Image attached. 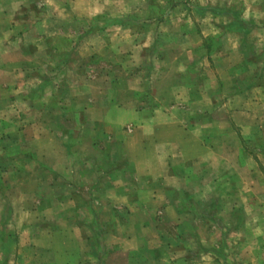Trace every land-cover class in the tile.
Here are the masks:
<instances>
[{
    "label": "rangeland",
    "instance_id": "rangeland-1",
    "mask_svg": "<svg viewBox=\"0 0 264 264\" xmlns=\"http://www.w3.org/2000/svg\"><path fill=\"white\" fill-rule=\"evenodd\" d=\"M53 1L66 7L89 3L93 12L86 25L70 26L80 34L87 26L85 37L56 42L68 49V56L50 55L49 65L37 67L43 62L32 55L37 35L59 33L67 20L68 13ZM121 20L128 24L121 26ZM6 46L12 50L3 51ZM263 52L264 0H0V264H264V128L251 139L230 136L233 130L242 131L231 129L234 109L226 105L232 95H240L253 101L252 108H260ZM25 63L27 74L20 72ZM52 80L70 88L59 92V105L49 102ZM119 92L128 114L134 107L148 108L133 104L142 94L168 102L160 106L167 113L186 109L215 120L210 132L218 136L209 143L215 142L221 162L214 176L210 172L220 178L221 189L217 193L211 188L206 210L192 206V212H220V219L213 220L224 230L213 232L203 245L179 234L177 217L170 211L150 217L118 206L112 212H70L75 205H96L70 178L91 175L94 161L84 155L94 139L107 145L106 151L116 146L111 144L113 133L136 128L131 118L118 127L109 120L114 112L108 107L115 102L111 98ZM86 94L95 104L87 105ZM215 96L217 103L211 104ZM246 107L242 103L235 109ZM103 109H108V120L101 117ZM53 129L55 136L45 132ZM99 131L105 134L98 136ZM41 148L60 150V179L42 168ZM40 177H47V184L42 186ZM166 216L173 222L166 223ZM151 218L157 229L151 249L130 253L135 246L127 243L131 235L125 225L132 220V225L151 224ZM90 221L81 245L68 237L73 227L83 231ZM228 225L241 228L232 234ZM48 229L60 233L54 248L49 234H41ZM161 233L164 241L158 238ZM77 248L81 250L75 255Z\"/></svg>",
    "mask_w": 264,
    "mask_h": 264
},
{
    "label": "crops",
    "instance_id": "crops-1",
    "mask_svg": "<svg viewBox=\"0 0 264 264\" xmlns=\"http://www.w3.org/2000/svg\"><path fill=\"white\" fill-rule=\"evenodd\" d=\"M51 4H57L60 10L63 9V11L68 13L64 17L67 19L65 22L67 26L62 23L59 26L62 31H59V33L53 31L52 34L42 35L41 38L37 35V50L32 52V55H37L43 61L39 62L37 67L38 65H43V67L49 65L47 58L50 55L68 56L64 54V51H68V49L59 48L56 42H71L78 40L81 36L85 37L83 34L88 31L87 26L81 34L77 32L78 30L75 26L72 28L70 26L73 22L76 24L87 23L86 18L90 17L93 12L92 6H89L90 4H86L85 2H82V4L73 3V5L71 4L67 7L63 3H61V7L55 1L51 2ZM44 5L46 6V3ZM67 8L75 10L74 14ZM59 14H61V11ZM74 17L77 19L74 20ZM56 19L58 20L57 17ZM125 23L128 24L127 21L121 20V26ZM79 48L81 49L82 47ZM6 50L10 51L12 49L6 46V49L3 51ZM16 50L21 53L19 49ZM262 54L264 55V52ZM21 55L25 56L24 54ZM51 63L52 65L58 64V62ZM24 65L27 66L26 63L23 64L20 72L27 74L29 73L28 66L24 68ZM64 71L66 70L61 69V72ZM50 83L49 88H51L54 96L50 97L49 102L53 105H59L61 104V98L58 96L59 92H70V88L65 87L66 85L59 86L54 80ZM38 87L41 88V84ZM262 89L264 90V88ZM141 95L134 97L133 101L136 100V103H133L134 106L137 103H143L148 108L137 109L134 107L131 114H128L123 109L124 104L128 103L120 100V92L116 97L111 98L115 102L108 107L110 112H114L110 115L109 120L118 127L125 120V117L128 120L131 118L136 128L132 129L128 134H125L123 131H117L116 133L110 131L109 133H113L112 135L114 136L111 144L116 146L113 147L111 145L109 147H113V149L110 148L106 151L107 145L103 144L100 146L101 143L96 144V139H94V145H91V149L84 155V157H89L94 161L91 164V175H86L84 178H70L73 179V185L77 186L78 191L81 188L87 191L89 196H91L90 199L96 202V205L88 206L86 203H84L85 206L83 207L75 205L70 212H81L82 208H85L84 212H97L99 209H103L105 212H112L113 208L118 206L123 208V210H131V212H146L148 217H150L152 212H162L163 210V212L169 213L170 211V213H174L177 217L175 221L176 225H178V231H180L179 234L181 235V232H185L187 236H193V238L187 237V242L196 241L203 245L204 241L210 240V235L213 232L224 230L219 223L213 220V218L220 219L223 215L220 212H214V214L212 212H192V206L201 210L207 209L206 203L212 200V189L220 193L222 184L219 181L220 178H212L211 176V172L214 176V171H219L221 162L217 154L219 149L216 147L215 142L210 141L209 143L210 137L218 136V134L210 132V129L215 127L216 122L213 119L212 121H207L206 115L197 116L186 109V113L182 114H177L172 112V110L167 113L160 106L169 105L168 102H163L157 97L156 99L153 97L141 98ZM232 96L226 104L234 109L232 119H229V124L231 129L237 126L240 127L239 129L242 132L239 134L236 130H233L234 133L229 135H237L238 137L242 135L243 137L246 136L247 139H251L254 134L258 132L260 134L264 128V93L258 100L260 105L258 110L252 108L253 101L251 99L241 98L240 95ZM84 100L87 105L95 104V102H92V98H88L87 94L84 96ZM214 103H217V98L216 101L211 100V104ZM242 103L247 107L240 111L235 109L237 104ZM72 104H75V102ZM102 111L101 117H105L108 109H103ZM105 120H108V116H106ZM256 123H259V126L255 127ZM256 130L257 132L255 133ZM53 131L54 129L46 130L45 132L55 136L56 132ZM103 134H105L103 131H99L97 135L101 136ZM39 145L41 144H37V146ZM37 152L39 156L42 155V168H50L55 173L53 174L55 178L60 179L61 175L58 173L62 167L59 163V158L61 157L60 150L50 148L45 151L41 148ZM44 155L46 156L45 160ZM47 160L49 162H45ZM50 164L52 165L50 166ZM109 166L111 170H109ZM229 166H231L230 163ZM232 167L235 168L236 165L234 164ZM47 180V177H40L39 182L43 186L47 184ZM52 182L54 183L55 180H52ZM52 199L57 202L61 201L58 197H53ZM57 207L61 211L65 210L61 204H57ZM235 214V212H232L231 215ZM150 220L151 224L140 221L137 225H132V220L130 222L131 225H125V233L131 235V242L128 237L127 243L135 246L130 253L137 251L139 253V251L151 249V236H153V232H157V229L152 225L154 219L151 218L148 221ZM233 220L234 218H232ZM165 222L173 221L169 220L166 216ZM73 228L69 231L68 237L77 240L75 242L81 245L80 240L86 239L89 228L91 230V221L85 222L83 231H80L78 227ZM227 228H229L227 230L229 231L228 233L233 232L232 234H235L236 230L240 229L241 226H234L233 230L230 225ZM77 232H80L81 235L78 236ZM46 233L49 234L51 247L54 248L55 242L60 239V233L49 229L46 232L41 231L43 235H46ZM158 238L164 241L165 234H159ZM167 247L168 244H164V248ZM77 249L75 255H78L79 250H81L80 248ZM116 250L117 252L119 251L117 248ZM143 263L146 264L145 260H143ZM151 263L153 262H147V264Z\"/></svg>",
    "mask_w": 264,
    "mask_h": 264
}]
</instances>
